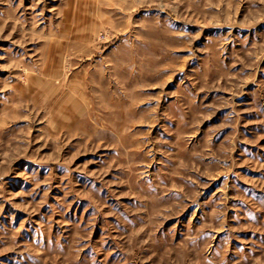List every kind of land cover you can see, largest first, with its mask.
<instances>
[{
  "label": "rangeland",
  "instance_id": "obj_1",
  "mask_svg": "<svg viewBox=\"0 0 264 264\" xmlns=\"http://www.w3.org/2000/svg\"><path fill=\"white\" fill-rule=\"evenodd\" d=\"M0 264H264V0H0Z\"/></svg>",
  "mask_w": 264,
  "mask_h": 264
}]
</instances>
